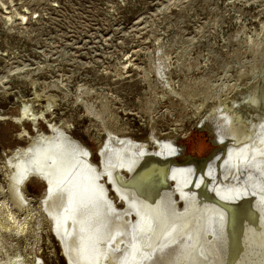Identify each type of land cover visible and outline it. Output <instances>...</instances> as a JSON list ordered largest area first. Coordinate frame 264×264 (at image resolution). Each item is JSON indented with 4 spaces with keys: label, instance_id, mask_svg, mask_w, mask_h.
Returning a JSON list of instances; mask_svg holds the SVG:
<instances>
[{
    "label": "bare ground",
    "instance_id": "1",
    "mask_svg": "<svg viewBox=\"0 0 264 264\" xmlns=\"http://www.w3.org/2000/svg\"><path fill=\"white\" fill-rule=\"evenodd\" d=\"M160 9L165 13L167 6ZM8 10L0 1L6 33L22 16ZM167 34L164 39L150 33L144 41H134L132 50L131 44L126 49L118 42L117 56V45L104 56L115 59L112 69L108 65L99 71L106 81L127 80L141 88L136 113L109 83H77L71 93L60 76L42 85L64 89L61 96L37 90L39 83L22 73L24 66L5 57L8 47L0 52V61L6 62L0 70V95L7 96L5 83L14 80L33 94L30 99L14 96L19 101L16 115H0V121L21 127L18 139L25 141L0 157V264H45L40 245L45 232L54 236L67 264H264V195L258 185L260 180L264 187V175L253 169L264 163V72L245 73V83L240 78L231 84L205 82L191 75L200 66L191 57L193 44L167 39ZM148 41L150 48L143 46ZM248 44L262 45L251 38ZM181 64L185 82L174 69ZM47 68L58 71L57 66ZM103 78L96 82L104 83ZM173 102L190 106V128L210 134L216 149L212 157V152L204 159L184 154L179 141L187 129H161L171 113L164 104L172 108ZM77 110L82 115L74 121ZM129 116L139 119L140 128L134 129ZM82 121L89 122L82 132L96 141L95 151L74 135ZM142 128L148 134L138 137ZM252 173L258 174L257 182L249 188ZM31 180L43 184L36 198L26 195Z\"/></svg>",
    "mask_w": 264,
    "mask_h": 264
},
{
    "label": "rangeland",
    "instance_id": "2",
    "mask_svg": "<svg viewBox=\"0 0 264 264\" xmlns=\"http://www.w3.org/2000/svg\"><path fill=\"white\" fill-rule=\"evenodd\" d=\"M0 1L6 2L8 4V12H12V9H15L14 11L18 12L19 7L15 6L18 0ZM117 1H119L120 3H118ZM167 1L168 3H170L168 4ZM234 1L235 0H89L66 2L64 6V16L67 19L66 21L73 26L75 25V27L72 26V31H69L72 32V34L70 35L68 29L65 31L66 26H63L64 28H59L57 30L58 36L60 37V40H58V47L60 48V50L56 51L57 55L58 57L61 56L62 60L63 56L71 57L73 63H75L74 57H76V50L86 48L88 45H92L93 47L91 51L94 52L95 57L93 58L94 61L92 63V66H94L95 69L88 67L89 69L86 70V76L82 77L80 80H77L74 84L69 83L70 77H68L67 73H61L60 76H62L63 80L66 79V84L69 85L68 89L71 93L75 91L77 83L92 85L93 82H95V84L93 85L96 86L109 83L111 84V86H116L114 91L117 92L118 97L125 101L128 110L136 113V111L139 109V103L138 101H136V98L141 93V88H138V85L136 86L135 82L129 83V81L127 80H119L118 84H113L114 80H112V78L110 79V82H108V80L106 81L99 73V71L104 67H107L108 65L111 66L112 69L115 64V61L113 60L115 59L112 60L111 58H109L104 60L101 58V55L106 56L109 52H113L112 45H117L114 47V49H116L117 51V53L115 52L114 56H117L118 50H121V48H119L118 42L126 44L124 46L127 49V46L130 44L132 45L134 41H144L145 37L149 36L150 33H153V35L156 33L158 37L161 36L162 38L164 37V39L165 34L168 33L166 35L167 39L170 38L174 40L175 37L178 39L181 38L179 40L186 43L187 46L192 43V47H195H191V49H193L191 50V53L193 51L191 57L195 59L197 58L196 60L200 61V66H197V68L193 71L194 74H191L190 72V74L194 75L195 78L202 77L204 78V81L206 80L205 82L210 81L213 85L219 84L220 81L225 84H231L234 82V80H237V78H240L241 83H245L248 81V77L243 76L245 73L252 71L253 76V74L256 75V72H264V42H262L264 34L260 33V22L264 21V0H236V3ZM11 2L13 4H10ZM28 2V5H31L34 8H39L41 6V0H29ZM164 5L167 6V11L165 13L160 9V7ZM152 21H155L158 27H152ZM169 21L175 24V27H168ZM153 28H155L156 30H154ZM0 29L3 30L1 24ZM3 32L5 33V37H3V34H1L0 32V52L5 51V48L1 44V42H3L5 46H7V39L8 35L10 34L6 33L4 30ZM163 34L164 36H162ZM75 36L78 37L80 41ZM86 38L89 41L88 43L82 41L86 40ZM249 38H251V40H254L255 42H257L258 40L262 45L252 47L250 44H248ZM152 40L153 38L150 39V41ZM46 41L48 43V48L53 49L54 46L52 47L50 44L55 45V43L50 39H47ZM78 41L81 43L83 42L84 46L77 47V45H79ZM151 43L152 42L149 43V41L147 42V44L144 42L143 46L150 48ZM131 45L129 47L132 50L135 45ZM176 45H178V43H176ZM143 46L141 45V47ZM179 51H183L181 50V47ZM206 55L209 56V61L207 64H204L202 62V59ZM106 60V65H104V62ZM96 61L97 63H95ZM137 62L139 65L141 64V62ZM184 65L181 64V69L179 67L174 68L175 70H179L176 71L180 72L179 77L181 78V80H183V82L186 81V78L183 79V77L186 76L183 75L185 73V75H187V72L184 73V71H182ZM48 66H50L51 70L54 65ZM75 66L76 70L74 71V73L79 72L81 67L79 65ZM2 68L3 64L0 61V70ZM181 72L183 74H181ZM129 75L134 76L135 73L132 72ZM30 78H34L36 82L39 83L36 85L37 90H43L46 91V93L49 92V94L55 93L59 96H61V91H64V89L62 88L60 89V91H57L54 89L47 90V88L43 87V83H55V80L53 79H38L36 77ZM100 78H103V81L105 82L100 84L99 82L102 81L100 80ZM67 81L69 82L67 83ZM187 82L188 84L189 82L193 83L191 79ZM192 83L190 85H192ZM5 84L7 89H4V93L7 96L3 98V96L0 95V115H16L19 102L18 100L15 101L16 97L14 98V96L22 94L25 99H30L31 95H33L32 92L30 93V96H25L23 95V93H26L30 90L32 91V89H30V87H28V89L25 86L23 88L27 91H24V89L17 82H8ZM201 84L202 82L199 85ZM164 105L165 109H167L171 113L170 115L166 116L167 118H163V128L161 129L165 130L167 127L168 129H172L174 128V126H177L179 128L181 127V130L187 129L186 135L179 141L180 145L185 149L184 154H186V156L190 158H208L211 152H213L215 146H213L210 134H208L206 131L199 130L198 128H194L193 126H191V128L189 127L191 124L189 119L191 121L193 119L191 117L192 115L189 109L190 106L187 105L189 107H185V102L180 105L176 104V102H173L172 108L168 104ZM65 107H67V105ZM186 108L187 110H189L186 111ZM78 115L81 116L82 111L77 110L76 114L72 115L74 121L77 120ZM128 119L131 120V124L134 129L140 128L139 119H134L133 116H129ZM81 124L82 127L74 131L75 137L82 141L87 147L95 151L96 141L92 140V137L90 139L82 132L84 128L88 127L89 122L82 121ZM25 127L31 132L28 125H26ZM20 131L21 127L13 121H0L1 158H3L5 154H8L16 145L25 143L24 140L18 139ZM147 134L148 131L142 128V131L139 132L138 137H144L147 136ZM99 161L100 160L98 159V157L94 156V162L99 163ZM178 161L182 162L183 158L179 157ZM2 163L3 161L1 162L0 160V169ZM263 165L264 163H256L253 165V167H255L253 169L256 172L258 170L260 174L263 172L261 175H264V170L262 167ZM253 169L252 172L254 171ZM245 170L246 168H243L241 170L239 169L238 172L236 170V172L241 174ZM257 173H252V175H250L251 180L247 181L249 184V188L253 187V181L256 180L255 182H257ZM3 179V174L1 172V185L4 184ZM258 181V185L261 188H259V190H261L259 194L264 195V187L261 186L260 180ZM42 190L43 184L41 182L31 180L26 186V195L32 198H36L41 194ZM33 205L34 207H36V204ZM44 234L45 235L42 234V242L40 244L44 253V263L67 264L66 259L63 256V253L56 239H54V236H49L46 232ZM131 255L132 254H130L129 256ZM168 258L171 259V256H168ZM160 264L165 263L161 262Z\"/></svg>",
    "mask_w": 264,
    "mask_h": 264
},
{
    "label": "built area",
    "instance_id": "3",
    "mask_svg": "<svg viewBox=\"0 0 264 264\" xmlns=\"http://www.w3.org/2000/svg\"><path fill=\"white\" fill-rule=\"evenodd\" d=\"M28 1L29 0H18L16 2L15 6L19 7L18 11L22 16L12 21L10 27L13 30H11L8 35V46H5L4 43L1 42L5 51L6 47L9 49L7 53L8 56L5 57L7 59H12L11 61L13 63H17L15 65H23L24 69L22 73L28 72L31 77H36L38 79L57 80L60 78L61 73H67L70 77L69 83L74 84L77 80L85 77L86 70L89 69L88 66H92L94 61L93 58H95L94 52L91 51L93 46L88 45L86 48L77 49L75 54L76 57H74L75 63H73L71 57L63 56L62 60L61 56L58 57L56 53V51L60 50L58 47V40H60V37L58 36L57 30L66 26L65 31L67 29L68 32L72 31L71 28L73 25L69 24L64 16V6L66 2L89 0H41V6L39 8H34L31 5L30 7ZM117 2L120 3L119 1ZM73 27H75V25ZM3 30L0 29V32L3 34V37H5ZM70 34H72V32H69V35ZM87 38L82 41L88 43L89 41ZM47 39L55 43V45L50 44L52 47L54 46L53 49L48 48ZM79 41L77 47H83V42L81 43ZM9 46L11 48H9ZM16 48L17 52L15 53ZM43 55H47V58ZM101 58L105 59L103 55H101ZM106 62L107 60L104 62V65H106ZM2 64L3 67L6 66V62ZM47 65L58 66L59 70L56 71L52 69L51 72H48V68L45 70ZM75 65L81 67L79 72L74 73L76 70ZM7 66H10V62H8ZM42 67H44V70H41ZM14 82L18 83L16 80H14ZM24 91L27 90L24 89ZM30 93V91H27L23 93V95L30 96Z\"/></svg>",
    "mask_w": 264,
    "mask_h": 264
},
{
    "label": "water",
    "instance_id": "4",
    "mask_svg": "<svg viewBox=\"0 0 264 264\" xmlns=\"http://www.w3.org/2000/svg\"><path fill=\"white\" fill-rule=\"evenodd\" d=\"M216 153V149L212 152L211 157Z\"/></svg>",
    "mask_w": 264,
    "mask_h": 264
}]
</instances>
